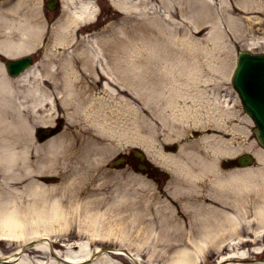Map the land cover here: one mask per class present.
<instances>
[{
	"label": "bare ground",
	"instance_id": "bare-ground-1",
	"mask_svg": "<svg viewBox=\"0 0 264 264\" xmlns=\"http://www.w3.org/2000/svg\"><path fill=\"white\" fill-rule=\"evenodd\" d=\"M40 1L34 0L29 8H36ZM161 1L168 17L166 20H161L158 10L148 7L145 0H109L125 18L130 15L134 17L136 12L142 17L147 16L152 11L155 13L153 20L158 25L160 18L159 26L165 30L155 33L151 42L141 45V50L145 49L147 55L144 59L146 67L140 72H146L150 76L152 74L157 86L145 95L142 94L144 105L152 110L159 121L170 126L173 133L169 132L166 138L179 134L180 130L175 129L176 124L189 119L196 125L214 127L219 130L220 136L204 135L200 141L182 145L174 154L152 152V159L172 172L167 183L170 201L160 200V195L155 191L150 193L147 201L141 193L145 187L139 183V187L128 192L134 193L133 196H128L117 188L118 197L115 195L105 202L107 195H101L102 192L97 191L98 187L89 189L83 185L84 182L79 181L83 178L82 171L92 167L98 160H103V154L108 148L107 142L104 145L105 138L112 135L113 131V125L108 122L104 112L106 105L108 106L104 95L88 97L80 89L77 92L74 87L75 77L80 84L83 82L77 78L78 74L81 75L77 69H96L91 62L94 52L81 49L78 53L66 55L63 65H60V84L64 88L60 91L56 89L68 118H72L73 112L82 111L79 117L84 120L85 127L79 131H70L67 127L64 132L42 145L33 140L32 122L47 123L52 120L53 110L44 113L40 106H53L57 96L53 95V91L49 94L48 90L41 89L40 86L32 87L23 94L5 76L0 64V238L16 247L8 254L0 253L3 262L0 261V264H29L34 260L30 255L36 256L44 252L58 258L51 248L54 243L69 257L59 259L60 264H65L64 261L67 264H80V260L89 255L91 250L86 249L84 253L72 252L73 245L81 250L82 244L76 242L72 245L68 237L63 238L66 235L60 232L56 234L59 238H50V241L46 239L54 234L49 233L50 231L71 227L73 209L78 210L79 207L82 208L80 212H84L82 218L85 221L78 225V232L85 229L91 238L108 234L112 237L119 235L118 238L123 241L133 239L140 246L154 248L150 259L168 260L166 264H194V254L205 259V252L217 254L243 248L247 244H257L260 234L254 233L252 237H247L248 234L242 237V234L248 232L252 223L264 229V186L256 187L259 177H264V171L261 168L228 171L219 168L218 159L222 155L235 153L243 148V144L232 145L229 140L222 138V131L228 129L222 114L230 113V108L218 109V96L214 95L215 92L209 95L203 87L211 80L217 85L220 82L215 79L218 75L221 77L216 65L209 62L215 54L212 48L210 51L208 43L217 42L218 37L215 38L213 33L206 38H199L195 33L206 22L213 25L215 33H221L222 30L216 25L215 11L211 9L212 0ZM25 2L26 0H13L7 6L0 5V53L5 56L13 57L30 50L37 44L35 37L44 26L42 19L31 22L29 16L25 15L29 9L25 11L21 8ZM172 2L178 6L175 11L180 21L174 18ZM64 3L67 8L72 9V14L65 15L56 27V36L52 41L54 45L69 42L74 36V23L92 20L96 11L91 0H64ZM230 3L231 7L228 8V1L220 0L229 31L243 36L252 31L255 25L264 28V20L261 19L264 16V0H230ZM232 11L241 12L242 17L231 14ZM251 13H256V16L250 15ZM243 20L245 24L242 23ZM135 25L141 24L137 21L118 24L115 31L125 26L136 28ZM107 37L108 35L106 39ZM99 40L105 39L100 37ZM94 41L98 43L97 40ZM262 43L264 44V35L262 39L248 41L252 46ZM128 49L129 52L123 59L124 70L120 74L113 72L110 62L106 67L99 65L101 74L106 77V85L116 83L135 90L134 66L137 51L133 47ZM204 62L212 70L210 74H203ZM52 69L51 66L46 72L49 79H55L56 72L52 73ZM36 73V69L32 68L16 79L25 80L29 75L36 76ZM26 97L31 101L30 104L26 105ZM123 101L125 102L118 101L121 105L118 109L136 114V108L126 98ZM26 107H32V115ZM201 107L203 108L200 109ZM245 147L252 151L256 159L264 161V150L256 147L254 142ZM29 151L37 153L39 157L34 165L30 161L26 162V153ZM95 153L99 156L93 157ZM29 165H32L31 169L28 168ZM46 172H58L60 181L45 184L34 178ZM101 204H106L104 210L97 208ZM250 210L254 216L252 220L246 219ZM179 213L182 217L177 216ZM240 215H243L244 222ZM27 234L44 236L22 245ZM257 250L259 246L251 251ZM251 251H233L225 260L229 264H253L248 259ZM19 252L21 254L17 258ZM100 258L93 264H116L108 255ZM18 259L19 262H15Z\"/></svg>",
	"mask_w": 264,
	"mask_h": 264
},
{
	"label": "rangeland",
	"instance_id": "rangeland-1",
	"mask_svg": "<svg viewBox=\"0 0 264 264\" xmlns=\"http://www.w3.org/2000/svg\"><path fill=\"white\" fill-rule=\"evenodd\" d=\"M30 1L31 0H29L28 2L26 1V2L30 3ZM107 1L108 0H98L97 2L100 4L101 7L110 8L111 10H113V7L110 6V4L108 5ZM207 1H210V0H207ZM227 1L229 3L228 8H230L231 7L230 0H227ZM144 3L150 8L154 7L155 9H157L158 13L161 15V20L168 19L167 14L164 10L165 6L161 0H145ZM172 4H174V2H172ZM210 5L212 7L211 9L215 11L214 15L216 18L215 19L216 25L220 27V29L222 30L221 33L217 31L215 33V30H213L214 27L212 24H210V22L204 23V25L200 26L198 30L196 29L197 31L195 33L197 37L199 38H206L207 36H210L213 33H214L215 38L218 37L217 42L210 41L208 43V47H210L209 48L210 51L212 48L213 49L212 51L215 54L214 58H211L209 62L212 65L213 64L216 65L215 68L218 69V71L221 73V77L218 75L217 79H215L216 81L220 82L217 85L214 84L215 82L214 80H211V81H208V84L203 87L206 88L205 89L206 93H208L209 95H212V93L215 92L214 95L218 96V100H219L218 109L221 108L222 110L224 109L227 110L226 109L227 107L230 108L229 109L230 113L227 114V113L222 112L223 113L222 117H224L223 119L226 120L227 122V124L225 123L228 128L226 132L230 131V134H226V135L224 134L226 139L228 140L230 139L231 144H233V141H234L236 144L242 143L243 146L248 144L249 141L256 143V140L251 132L252 121L250 118H248V116L242 110L237 93L231 85L230 74H231L232 67L234 65L235 53L238 48L248 47L254 51H264L263 43L256 44L254 46H252L251 44H248V41H251V39H255V38L262 39V35H264V28L259 27L258 25H255L252 27L251 29L252 31L247 32L246 35L238 36L237 32L229 31L227 25L225 26L224 24H222V21H224V18H223L224 13L221 11L220 0H212ZM177 8L178 6L174 4L173 6V11L175 12L174 18L180 21V19L178 18L179 15L175 11V9L177 10ZM154 14L155 13L149 11L147 16H143V17L141 16L138 19L139 20L138 24H141V25L139 26V29H136V30H134V28L132 27L125 26L124 28L119 29L115 32L113 28H110L114 31L110 32L109 30L108 33L109 34L111 33L109 35V38L106 40H102L101 42H98L99 44L93 43L92 39H90L88 36L87 37L79 36L77 40L72 41V54L78 53L81 51V50H76V48L80 45L82 46L84 44L92 45L93 49L88 50V48H86V50H88V52H91V51L94 52V54L92 55L93 57L91 56V59H92L91 62L94 66H96V69L94 68V70H89V69L86 70L84 68L77 69V71L79 70V72L81 73V75L80 74L77 75V78L82 79L83 82L82 84H80V82L76 81V77H75L74 87L77 92L80 89L88 97H99L100 95H104V98L106 99V103L108 104V106L106 105L105 113L108 117V122L109 123L111 122V124L113 125V131H111L112 135H108L104 141L105 143L104 145L108 143V148L105 151L106 153L103 154L104 159L101 162L98 160L97 163H95L94 165H91L92 167L88 168L87 170H84V172L82 171L81 174L83 173L82 174L83 178H80V180L78 178L76 179V181L79 180L80 183L84 182L83 185L89 189L98 187L97 191L102 192L101 195L103 196L107 195L105 196V202L108 199L114 198L115 195L118 197V195L116 194L117 188L121 189L122 192L125 193L126 195L133 196L134 193L129 194L128 192L133 190V188L139 187V183H141L145 187V188H142L144 189V191L141 193L144 195V197L147 198V201H149L150 199L149 197L150 193H152L153 191H156L155 186H154L156 185L155 182H153L149 178L147 179L145 176H142L139 172L133 171V169L130 166L125 165L122 168L107 167L106 166L107 163L113 158V156L116 155L117 152L127 151L133 148L134 146H137V147L142 148V150H144L146 154L148 153L150 155L152 152H156L158 149L159 151L164 152L162 149L163 142L175 141L179 144V146H182V145H188L196 141H200L202 135L204 134L220 136V134H218L219 131L214 130L213 127H209L210 125L200 127L199 125H196L193 121L189 119L186 122H180L179 124L178 123L176 124L175 129L180 130L179 134H177L176 136L173 135L170 138H166L169 132L173 133V131L170 129V126L167 123H162L161 121H159L157 117L152 113V110L148 106L144 105L143 95H145L147 91L150 92L154 90V88H156L157 86H156V83H154V80H153L154 77H152V74L150 76L146 72L145 73L140 72L145 69L143 67H146V64H144V59H145V56L147 55L145 49L141 50V45L144 42L145 43L151 42L152 41L151 37L154 36L155 33L157 32L162 33V31L165 32V30H162L163 29L162 26H159V24L161 23L160 18H159V21H157L159 22L158 25L155 19L153 20ZM231 14L242 17L241 12L232 11ZM29 15L34 17V15H36L35 10L32 12H29ZM250 15L256 16V13H251ZM261 19L264 20V16H262ZM242 23L245 24V21L243 20ZM121 39H122V42H121ZM38 43L37 45H35L32 51H26L24 53H21L20 55H23L26 53L36 54L37 52L48 53L51 55V57H41L39 54L38 63H36V65H38V69L44 70L46 66H47L46 69L47 68L49 69L52 66L54 69L52 70L54 72L61 70L60 65H61V62H63V57L65 53L69 52V49L71 48L69 47L68 43L65 46L60 45L61 47H58V45H54L50 41L45 40L43 42V45L40 44L42 46L41 49H36L37 46L39 45ZM128 47H133L137 51V53H135L136 63L134 66L136 70V75L134 74V82H135L136 87L133 92L130 91L128 89L129 86H126V85L124 86L120 84L117 85L116 83L114 84L109 83L110 86L106 85L104 83L106 79L105 76L101 75V73L99 75L97 72L98 70H101V67H99L100 64H102L103 67H106L107 63L110 62L111 65L113 66V72L115 71V73L120 74L121 70H124L123 59L127 56L129 52ZM20 55H17V56H20ZM3 59L4 57L0 55V64L4 68L5 75L8 76L5 72V66L2 62ZM78 60L81 62L80 59ZM35 68H37V66H35ZM43 70H40V71H43ZM203 70H204L203 74L205 75L210 74L212 72V70L206 64V62H204ZM43 73L44 72H41L42 77H33L30 79L32 80L31 82L33 81L38 82V79H39V85L41 89L48 90L49 94L50 92L53 91L52 92L53 95L57 96L56 101H54L53 106L50 107L48 104H43L40 106V108L42 109V112L44 113H49L51 112V110H53L52 120L50 122H47V124L54 125L55 122L59 121V118L62 119L61 128L59 132L55 134L54 136H57L60 133L64 132V130L67 127L70 128V131L71 130L79 131L80 129L84 128L85 127L84 120L79 117L80 116L79 114L82 113V111H80V113L77 111L73 112L72 118L69 119L67 116V111L65 110L63 105H61L60 103V100H61L60 94H58L56 90L51 91L54 83L47 84V80H45L46 77H44ZM8 78L12 80L11 83L14 87L19 88V90L20 89L22 90L23 94H24L23 91L28 89L27 85H24L25 84L24 80H19L14 77H10V76H8ZM57 84H60V83H57ZM34 85H38V84H34ZM31 87H35V86H31ZM123 87L125 89H123ZM63 88H64L63 84H61L58 87L59 91L62 90ZM124 98H126V100L130 102V105L136 108V114H133L132 112H124L123 109L122 110L118 109L119 107H121L118 101L121 100V102L124 103L125 102L123 101ZM25 102H26V105L31 103V101L27 97L25 98ZM205 103H208V101H206ZM202 108L203 107H201L200 109ZM26 110L29 111V113L32 115V107H29V108L26 107ZM135 121L137 122L135 123ZM132 122H134V124ZM137 123H139V125H136ZM32 124H33V127L31 130V135L33 137V140L42 145L43 142H38L37 138L34 135V128L36 126H39L41 124L43 125L46 123L32 122ZM192 129H199L201 130L202 134H198L197 136H195V134L193 133L191 134ZM208 133H211V134H208ZM85 135H87V133H85ZM257 147L261 149L260 146L257 145ZM245 150H246L245 147H243L240 150H238L236 153H234L233 155L239 154L240 152H243ZM168 153H173V152L169 151ZM95 156H99V155L95 153L93 154V157ZM38 158L39 157L37 153H34L33 151H29L26 153V162L30 161L33 163V165L38 160ZM223 158H225V155L220 157L219 162ZM28 168L31 169L32 165H29ZM249 168H261L262 171H264V161L255 159L254 163L250 167L234 168V169H249ZM221 169H224V168L221 167ZM224 170H228V169H224ZM41 175H54L55 178L50 179V180H43ZM170 176H171V172H170ZM34 178L45 184H52V183L55 184L60 181V174L58 172H55V173L46 172V173H41ZM259 178L260 179L258 180V184L256 187L261 188L264 186V177L263 178L259 177ZM168 181L169 180H167L166 183L163 185H166ZM157 193L160 195V198H159L160 200L162 199L169 200L165 192L161 193L157 191ZM105 207H106V204H101V206L97 208H101L104 210ZM80 211H82V208L80 207L78 208V210L73 209L72 216L70 217L71 227H69L68 229H64V230L60 229V230H55V231L53 230V232L50 231L49 233H54V234H52L51 237L47 236L49 238L48 240H51L50 238H52L53 240L59 238L60 236H57L56 234L60 232V234L64 233L66 235V236H63V238L68 237V240L72 242V245L73 243L76 244V242H80L82 244L81 250H79V248H77L76 245H73L72 252L76 251L77 253H84L86 252V249L95 250L97 246H100V247H103L104 249H111V250L121 249L124 251L132 252L133 255L138 256L137 258L138 264H166V262H168V260L163 261L162 259H150L149 256L153 254L154 248H149L150 246H145V247L140 246V244L139 245L136 244L133 241V239L128 240V241H123L118 238L119 235L116 237L115 236L112 237L111 235H108V234L96 235V237L94 236L93 238H91L88 236L85 229H82L81 231L78 232V230L80 229L78 228V225L80 224V222L85 221L82 218L84 216V212L81 213ZM179 215L182 217L180 213L177 216ZM242 217L243 215H240V218ZM253 217H254L253 213L250 210V214L246 216V219L252 220ZM242 221L244 222L243 218H242ZM247 231L248 232H245L242 234V237H245V235L247 234H248L247 237H252L254 233L260 234V239L258 240L257 244L255 245L247 244L243 248L231 249V250L229 249V250L223 251L222 253H217V254L213 252L211 254L209 252H205L204 253L205 259H203L202 256L198 257L196 254H194V259H195L194 264H229V261L227 262L225 258L231 252L233 251H240V252L246 251L247 252L249 250L251 251L256 246H259V250H257V252L251 251V255L248 259L251 260L250 263L263 264L264 263V229L256 225L255 223H252L250 227L247 229ZM41 236L43 237L44 235L37 234L35 236H32L30 234H27L25 236V240L22 241L21 244L24 245L29 240H32L34 238H38ZM87 241H89V246H87ZM54 246L55 247L54 248L52 247V248L54 251L57 252L58 255L61 256L62 253L66 255L65 251L59 248L57 243H54ZM140 247H141V250L139 249ZM15 249H16L15 244H12V243L9 244L7 243V241L0 242V253L1 254H8ZM111 250L106 251L104 254L94 256V258H92L90 261L81 260L83 262L80 261V264L81 263L93 264L102 255L104 256L109 255L110 257L114 259L116 264H137V262L129 259L126 255H122V254L114 255L111 252ZM214 251H216V247L214 248ZM20 254L21 252H19L17 255L19 256ZM30 256L34 260L31 261V263L29 264H33L34 261H35L34 264H52V263H58L57 261L59 260L58 258H53V256H51L50 253L48 252L38 253L36 256H33V255H30ZM66 256L65 258H69ZM72 261H74L73 257H72ZM15 262L18 263L19 259L15 260ZM72 264H75V263H72Z\"/></svg>",
	"mask_w": 264,
	"mask_h": 264
},
{
	"label": "water",
	"instance_id": "water-1",
	"mask_svg": "<svg viewBox=\"0 0 264 264\" xmlns=\"http://www.w3.org/2000/svg\"><path fill=\"white\" fill-rule=\"evenodd\" d=\"M30 61V56H25L17 60L7 59L5 63L8 72L16 74ZM233 81L241 95L244 109L256 123V137L264 145V54L239 51ZM251 160L249 155L241 157L243 164Z\"/></svg>",
	"mask_w": 264,
	"mask_h": 264
},
{
	"label": "flooded vegetation",
	"instance_id": "flooded-vegetation-1",
	"mask_svg": "<svg viewBox=\"0 0 264 264\" xmlns=\"http://www.w3.org/2000/svg\"><path fill=\"white\" fill-rule=\"evenodd\" d=\"M46 1L47 0H42L39 5V10L41 11L48 26L61 21V19L69 13L64 0H52L54 2L53 6H51V4H47Z\"/></svg>",
	"mask_w": 264,
	"mask_h": 264
}]
</instances>
